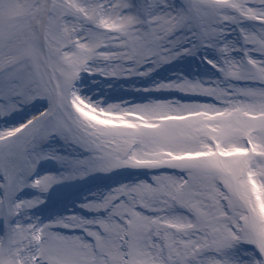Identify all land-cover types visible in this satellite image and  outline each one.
Here are the masks:
<instances>
[{
	"label": "snow or ice",
	"instance_id": "obj_1",
	"mask_svg": "<svg viewBox=\"0 0 264 264\" xmlns=\"http://www.w3.org/2000/svg\"><path fill=\"white\" fill-rule=\"evenodd\" d=\"M0 264H264V0H0Z\"/></svg>",
	"mask_w": 264,
	"mask_h": 264
}]
</instances>
